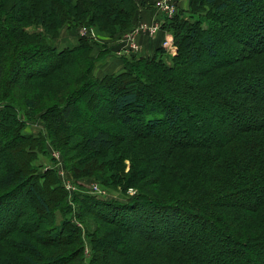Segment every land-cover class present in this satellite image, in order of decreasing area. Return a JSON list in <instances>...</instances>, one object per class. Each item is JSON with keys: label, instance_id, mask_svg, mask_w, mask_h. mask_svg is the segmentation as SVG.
<instances>
[{"label": "trees", "instance_id": "1", "mask_svg": "<svg viewBox=\"0 0 264 264\" xmlns=\"http://www.w3.org/2000/svg\"><path fill=\"white\" fill-rule=\"evenodd\" d=\"M154 1L0 0V152L16 147L23 157L21 171L0 167V243L10 249L0 252V264H212L220 251L233 254L227 258L241 257L243 264H261V259L264 264V0H189V19L178 9L170 20L161 19V29L172 35L174 56L160 46L149 58L135 53L124 58L122 72L101 78L93 73L102 57L101 52L92 55L96 42L78 36L74 47L55 45L63 28L119 35L133 27L140 6ZM29 26L39 31L28 34ZM188 31V43L199 37L209 65L200 67L198 54L181 45ZM221 47L229 53L212 61ZM56 77L72 84L53 105L44 107L39 94L24 97L22 108L16 104L14 93L27 82ZM122 86L127 91L118 93ZM84 95L91 100L106 95L110 115L124 134L113 140L102 118L82 116L76 125L58 124L57 115L67 118L76 109H88ZM192 109L215 111L216 127L190 126ZM239 114L248 117L239 120ZM37 119L47 137L24 133L26 121ZM92 122L102 128L88 132ZM47 139L62 156L71 142L80 160L109 151L113 187L123 183L136 191L124 199L83 195L79 200L81 209L113 226L106 238L87 233L83 239L69 213L58 210L62 190L54 171L41 172L34 164L39 153L49 156ZM124 159L129 160L127 174ZM67 166L75 177L77 170ZM82 172L105 181L100 174ZM36 189L53 195L49 204L34 195L37 209L49 217L56 210L60 217L40 238L36 233L49 217L43 221L33 205L31 212L33 201L26 195ZM121 221L140 238L115 251L119 259L100 260V243L123 237ZM213 235L227 243L215 244ZM180 237L195 241L190 245Z\"/></svg>", "mask_w": 264, "mask_h": 264}, {"label": "rangeland", "instance_id": "2", "mask_svg": "<svg viewBox=\"0 0 264 264\" xmlns=\"http://www.w3.org/2000/svg\"><path fill=\"white\" fill-rule=\"evenodd\" d=\"M156 1V0H155ZM151 5H146L144 7L140 8H145L148 11H156V8L154 6V3ZM173 4L176 8V10H181L182 13V18L184 17L185 19H189L190 16L188 14V9H189V0H172ZM138 8V10L140 9ZM137 10V11H138ZM157 15V14H156ZM160 16V14H159ZM194 17L195 20L198 19V15L196 16H192ZM135 18V17H134ZM161 19H164L163 17H160ZM201 21L203 22V26L206 27L207 23L204 21V19H201ZM82 27H79L78 31H73V30H67L65 28L61 29L64 30L63 34H62V38L65 37L66 40H71L72 37H76V36H81L80 34V29ZM87 30H89V34L87 35V38L91 39L92 41H94V37H99L98 35H96V33L94 32L93 29L91 28H87ZM27 31L26 33L31 34L34 31H39L38 28H35L34 26H29L26 28ZM24 31V32H25ZM60 31V32H61ZM131 29L126 30L122 33H120V37L118 42L121 41L120 45L122 46V41L123 38L126 37L129 33H130ZM59 32V35H60ZM191 31H188L185 33V35L183 36V38L181 39L182 42V46H187L186 50L188 51H192L194 50L197 54H198V64L200 67L202 66H207L211 63L210 60H208L206 58V54L203 50V48L201 47L200 43H198V39L199 37H197V39H193L188 43V37ZM170 34V33H169ZM118 35V34H117ZM117 35L114 34L113 36L108 35V34H103L102 37H105L107 39H110L109 41H114V39L117 40ZM171 35V34H170ZM59 38V36H58ZM71 38V39H70ZM61 43H58V39L55 41V45H60L58 47H63V41H60ZM95 42V41H94ZM112 43H108V42H101L100 43H95L94 47H96V50H98L99 52H101L102 57L98 60V61H102L106 58V56L108 55V48L111 46ZM65 47V46H64ZM230 49L227 47H221V48H217L216 52L217 55L212 58L213 60H219L222 59L224 57H226L225 55H227L229 53ZM131 55V54H129ZM127 58H130L132 56H129ZM224 55V57H223ZM136 58L138 57L137 55L135 56ZM170 57V56H168ZM167 61V60H165ZM20 72H24L26 70H24V67H20ZM59 81H58V80ZM62 81V80H61ZM60 79L58 77L56 78H52V79H37V80H32L27 82V85H25V87L23 88H19V90H17L14 93V100L16 101V104H19L20 108H22L23 102L22 99L24 97H32L33 94H39L42 98H43V103L42 105L44 107H46L47 105L49 106L50 104L53 105L54 100L58 99L60 97V91H63L65 93V95L68 94L69 92V87L72 82H67L62 81L61 82ZM121 91L126 92L127 90L122 86L121 89L118 91V93H120ZM100 92V91H99ZM98 92V93H99ZM32 94V95H30ZM84 100L86 104H89L88 109H83L80 108L81 111H77V109L73 112V114H71V116L67 117V118H63L59 115H57L56 121L57 123H61L63 125L66 124H72V125H76L79 123V121H81L82 116L84 119H87V121H94V120H98V119H103L104 124H103V128H110V133H111V137L114 139H117V135H121L124 134V132L118 128V126L115 125L113 118L110 115V110L108 109V106H111V103H109L108 99L106 98V95H103L102 97L98 98H94V100H91L89 98L88 95H84ZM107 106V107H105ZM202 107H204V105L202 104ZM201 107V108H202ZM199 108V110L201 109ZM41 109V108H40ZM25 110V109H24ZM24 110L22 109L21 112L24 114ZM39 110V109H38ZM199 110H195L192 109V115L193 118L192 122L190 124V126H193L194 124H198L200 126H203V128H208V127H216V121L214 117V112H205L202 113ZM199 112V113H198ZM19 115V118L21 120L24 119V115L23 114ZM82 113H84L82 115ZM239 120H243L245 117L248 116H244L243 114H239ZM94 123V124H93ZM26 128L24 129V133L28 134V135H32V136H38V137H47L45 136V130H44V126L43 124L37 119L33 122H28L26 121ZM55 125V124H53ZM92 125H94L93 127H91V129H89L88 132H92L93 129L96 127L98 129L102 128V125H97L95 124V122H92ZM2 132L0 130V135H2ZM44 135V136H43ZM44 140L41 143V146L43 147L44 145ZM70 147H69V151L65 156L61 155V151L58 150H53L47 141L45 142V148H46V152L47 150L49 151V156H45L43 154H38L37 156V160L35 161V165L39 166L40 171H45V170H53L54 174L56 176V179L58 180V185L61 187V198H60V204L58 205V210L61 212H67L69 213L68 215V220H71L72 223L74 225H76L80 231H81V236L83 237V239H86L85 235L87 236V233L92 234L93 235H97L100 236L101 239L106 238L105 234L111 230L114 229L112 225H106L103 222H101L98 219H95L93 217V215L89 212L86 211V208L81 209V205H80V199L84 198L82 197L84 196H94L97 197L98 199H103V198H118V199H124L125 197H133L136 194L135 190L132 189H126L124 184L122 183L121 185H117L114 184V187L112 185V180L109 179V176L112 174L110 165L108 163V161L110 160V152L109 151H99V152H95V153H91L93 155L87 154L86 159L80 160L76 158V154L79 150H72L71 148L73 147V145L71 144V142H69ZM67 147V145H66ZM68 149V148H67ZM45 150V149H44ZM48 153V152H47ZM84 153H90L88 151H83L82 155H85ZM18 148H11L10 150L7 151H1L0 152V167H4L5 165L10 166L12 170L14 171H21L22 167H23V161L22 158L23 157H18ZM117 154V153H116ZM114 154V155H116ZM78 157L79 154H78ZM90 157V159H89ZM91 161L93 163H91ZM122 163L125 165V171L124 173H128L129 171V160L128 159H124V161L122 160ZM67 164L70 165L71 168L76 169L77 172L75 173V177L72 174V170L70 171ZM86 169L87 171L91 172V173H97L99 176L104 178V182H101L97 179H95L94 177H84L82 170ZM112 185V186H111ZM126 189V190H125ZM60 193V191H58V194ZM100 194V195H99ZM37 196L42 202H44V204H49L50 201L53 200V195L51 197L50 193L48 191L45 190H33L30 193H28L26 196L27 198H31V200L33 202H31V207L32 210L31 212H33V206H35L36 210H37V214L36 215H42L43 212L46 211H41L37 208L39 207V203L38 201H36L35 196ZM28 199V200H29ZM33 205V206H32ZM57 210V211H58ZM41 211V212H40ZM45 216V218L43 219V221L46 219V217H49V215L43 214L40 217ZM59 215L56 212V210L53 212V216L49 217V223L48 225H43L42 226V232H38L36 233L37 237L40 238V236L45 233V231H50L52 229V227L56 226L57 224H55L54 222H57L59 220ZM115 222L120 223L118 218H115ZM121 226L122 228H124V235L121 239H119L120 242L116 241V242H110L108 239V241H103L102 243H100L99 247L97 248V253L99 255V258L101 260V258L106 262L111 263V261L115 258V259H119V255L115 254V251H120L123 250V248H125L127 245L132 244L135 240V238H140L139 234L136 231H133L132 229H127L126 228V224H124L121 221ZM41 234V235H40ZM46 238V236H44ZM195 237V236H194ZM194 237H188L189 240L188 241L187 238L185 237H180V239H182V241L187 242V244H190L192 242V239H194ZM215 244L220 245L222 243H227L224 240V237L222 235H213ZM82 239V241H83ZM32 242L34 244H37L34 240V238H31ZM195 241V239H194ZM105 242V243H104ZM192 245V243L190 244ZM39 250L44 252V253H50V248H46L43 247L42 245H38ZM197 250L200 251H205L204 248H200L199 246H197L196 248ZM4 250V251H9V246L7 245L6 242H2L0 243V252ZM3 253V252H2ZM89 253V249L88 247H84V253L85 256H87V254ZM57 255H64V253H59L56 252V256ZM219 258H216V261L213 262L212 264H224V262L226 263L227 260H231L232 262L234 261V264H243V260L241 257H229L228 256L232 255V253L229 252H223L220 251L219 254ZM19 256H27L25 254H21L19 253ZM87 260V259H86ZM119 261V260H118ZM261 264H263V259H261V261H259ZM140 262H137V264H139Z\"/></svg>", "mask_w": 264, "mask_h": 264}, {"label": "crops", "instance_id": "3", "mask_svg": "<svg viewBox=\"0 0 264 264\" xmlns=\"http://www.w3.org/2000/svg\"><path fill=\"white\" fill-rule=\"evenodd\" d=\"M157 14V15H156ZM163 16H159V13L156 11H148L145 8H140L137 13L135 14V18L133 19V27L132 30L136 27H138L140 24H152L153 22H156L159 24L160 28L156 32L154 36H148L144 33H138L136 36L137 43L139 44V50L136 53L138 57L143 58H149L152 57L156 49L159 48L161 41L166 37L168 34L165 30L161 29V18ZM64 30L60 32L58 43H61L60 41H63V45L65 47H74L77 45L78 36L72 37L71 40H66L65 37L62 38ZM121 35H117V40L114 39V41H109L110 39H107L105 37L99 36L94 37V41L96 43L101 42H108L112 43L111 46L108 48V55L106 58L102 61H97L94 66L93 73L95 77L101 78L108 74H117L123 71V60L124 58H127V55H122V46L120 45L121 41L118 42L119 37ZM57 47L60 45H56ZM63 46V47H64ZM59 48V47H58ZM99 54V51L96 50V47L93 48L92 55L96 57ZM135 54V53H133ZM131 54V55H133ZM129 55V56H131Z\"/></svg>", "mask_w": 264, "mask_h": 264}, {"label": "built area", "instance_id": "4", "mask_svg": "<svg viewBox=\"0 0 264 264\" xmlns=\"http://www.w3.org/2000/svg\"><path fill=\"white\" fill-rule=\"evenodd\" d=\"M154 6L160 16H163L165 19L170 20L175 12L176 8L172 0H156ZM160 26L156 22L152 24H140L138 27L130 31V33L123 38L122 41V55H129L137 53L139 50V44L137 43L136 36L138 33H144L148 36H154L159 30ZM81 36L87 37L89 30L86 27L80 29ZM160 47L163 49L164 53L167 56H174L176 53V47L173 44L172 35L169 33L161 41ZM100 195V194H99Z\"/></svg>", "mask_w": 264, "mask_h": 264}]
</instances>
